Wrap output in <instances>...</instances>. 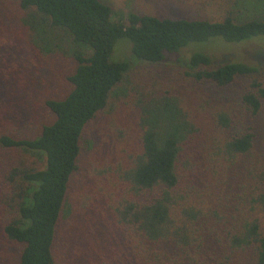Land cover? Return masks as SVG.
Returning a JSON list of instances; mask_svg holds the SVG:
<instances>
[{
	"label": "trees",
	"instance_id": "trees-1",
	"mask_svg": "<svg viewBox=\"0 0 264 264\" xmlns=\"http://www.w3.org/2000/svg\"><path fill=\"white\" fill-rule=\"evenodd\" d=\"M242 2L262 16L127 12L125 21L113 22L111 7L101 0H0L7 10L15 5L26 12L23 24L39 52L51 53L55 40L63 39L76 49L69 89L43 101L52 117L34 119L39 127L31 136L22 131L16 103L23 76L0 64V194L7 200L1 233L19 245L17 264H264L263 171L261 161L250 159L258 141L253 121L264 105V67L190 53L179 65L187 80L222 89L245 83L240 111L202 105L209 123L204 128L179 95L153 85L132 87L137 149L122 151L120 161L94 160L84 193L75 199L71 191L84 131L130 71L128 61L110 58L116 41L127 39L134 59L157 65L191 44L263 37L264 0ZM7 38L0 30L2 51L15 48ZM94 202L125 237L108 253L100 249L86 259L89 251L76 248L78 229ZM65 244L69 249L62 252Z\"/></svg>",
	"mask_w": 264,
	"mask_h": 264
},
{
	"label": "rangeland",
	"instance_id": "rangeland-1",
	"mask_svg": "<svg viewBox=\"0 0 264 264\" xmlns=\"http://www.w3.org/2000/svg\"><path fill=\"white\" fill-rule=\"evenodd\" d=\"M112 9L113 22L125 21L127 12L143 13L157 17L170 18H212L220 19L227 12H232L236 19L248 17H261L256 10L250 13V5L242 0H101ZM245 6V7H243ZM247 7V8H246ZM261 8H264V2ZM26 12L12 5L11 9L0 3L1 31H8V43L14 45L10 51L0 50V63L2 67L15 68L23 76V84L18 89L20 98L16 96L18 109L22 113V131L31 136L39 127L34 119L48 121L51 115L45 113L43 101L64 94L69 89L68 74L75 68L76 62L72 54L76 50L68 39L56 42L51 53H41L36 48L32 32L23 24ZM131 44L127 39L116 41L113 46L111 60H126L130 64V71L122 82L111 92L105 108L90 122L81 142L79 167L75 180L71 184V191L78 199L83 193L87 181V173L94 160L105 161L113 159L120 161L124 155L122 151L136 150L138 146V131L135 125V109L129 93L132 87L147 88L154 86L158 91L170 90L184 99L186 107L191 109L197 123L201 127L209 126L208 116L201 108L209 101L214 105H228L240 111L238 104L241 88L245 83H235L226 89L213 84H196L181 75L179 65H184L190 53L200 52L212 57L214 62H242L255 67H264V36L241 41L239 43L225 42L214 38L208 43L191 44L170 56L163 64H146L133 58ZM193 51H192V50ZM7 52V55H6ZM264 76V69L260 70ZM15 89V88H14ZM15 94L11 91V96ZM17 94V95H18ZM26 111V113H25ZM241 114V113H240ZM32 121V124H27ZM27 124V128L24 125ZM258 141L250 155L253 162L261 161L258 167L263 171L259 179L264 189V105L253 121ZM235 181V180H234ZM239 182V179H236ZM1 191V190H0ZM7 200L0 194V213ZM9 205L10 202H9ZM95 207L97 211H93ZM83 215L78 229V242L76 248L89 251L88 259L92 254L101 250L107 251L117 246L116 241H122L125 233L114 224L102 219L101 207L95 202ZM68 219L66 215L65 220ZM64 220V221H65ZM264 225V218H263ZM2 220L0 218V264H17L19 245L7 241L1 233ZM62 252L69 249L68 244L60 245ZM108 253V251H107Z\"/></svg>",
	"mask_w": 264,
	"mask_h": 264
}]
</instances>
